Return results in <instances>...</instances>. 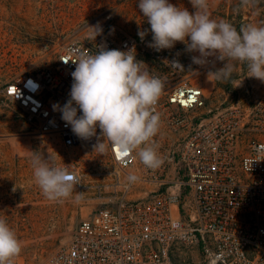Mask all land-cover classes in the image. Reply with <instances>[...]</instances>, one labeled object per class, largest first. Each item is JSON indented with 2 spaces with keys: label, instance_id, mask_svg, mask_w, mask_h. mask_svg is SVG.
Segmentation results:
<instances>
[{
  "label": "built area",
  "instance_id": "obj_1",
  "mask_svg": "<svg viewBox=\"0 0 264 264\" xmlns=\"http://www.w3.org/2000/svg\"><path fill=\"white\" fill-rule=\"evenodd\" d=\"M107 20L95 40L89 31L57 47L52 59L7 83L2 95L39 134L56 135L85 153L101 151L94 149L98 138L103 142L99 128L89 140L78 138L54 105L70 99L81 53L94 54L98 45L134 46L136 59L165 81L154 137L163 163L147 168L136 152L122 158L105 141L103 172L68 166L86 191L89 211L43 264H264V82L247 77L246 69L224 92V102L213 106L205 86L222 61L209 57L201 66L192 62L199 53L158 52L148 46L150 36L104 32ZM129 175L138 179L130 182Z\"/></svg>",
  "mask_w": 264,
  "mask_h": 264
},
{
  "label": "rangeland",
  "instance_id": "obj_2",
  "mask_svg": "<svg viewBox=\"0 0 264 264\" xmlns=\"http://www.w3.org/2000/svg\"><path fill=\"white\" fill-rule=\"evenodd\" d=\"M194 13L190 0H169ZM138 0H0V219L6 220L22 242V250L13 264H43L61 246L67 244L88 208L78 186L71 196L48 200L33 177L32 151L55 158L58 166L76 165L85 173L105 170L104 151L85 153L78 147H66L56 135L39 134L33 122L16 105L7 101L4 86L28 69L52 59L53 51L71 40L85 37L84 25H104L119 37L138 35L150 25L137 7ZM212 19L230 22L236 29L249 24L264 26V0H207ZM172 49L186 51L177 42ZM222 61L215 68L224 66ZM235 70L229 81L208 76L209 103L224 102V92L247 65L233 61ZM214 70V71H215ZM224 105L226 103H223ZM15 189V190H14Z\"/></svg>",
  "mask_w": 264,
  "mask_h": 264
},
{
  "label": "clouds",
  "instance_id": "obj_3",
  "mask_svg": "<svg viewBox=\"0 0 264 264\" xmlns=\"http://www.w3.org/2000/svg\"><path fill=\"white\" fill-rule=\"evenodd\" d=\"M190 3L194 13L169 0H138L137 7L152 34L148 46L159 52L181 42L187 52L199 53L192 57L197 65H207L209 57L225 61L223 67L208 73L218 81L231 79L235 70L232 62L237 61L247 65V77L264 82V26L249 24L238 31L230 22L212 19L207 0ZM84 27L91 29L93 40L103 31L99 24ZM147 31L138 35L143 39ZM74 63L70 99L62 107L54 105L66 125L82 140L91 139L99 128L103 142L98 138L95 150L103 151L107 141L109 147L118 149L120 157L136 152L144 166L159 168L163 160L154 142L160 125L155 106L165 81L136 59L134 46L122 51L98 45L94 54L81 53ZM167 63L182 69L178 61ZM30 163L34 180L48 200L60 201L72 195L78 181L68 165L58 166L54 157L36 151H32ZM127 179L135 182L138 178L129 175ZM21 250L15 231L0 219V264H13Z\"/></svg>",
  "mask_w": 264,
  "mask_h": 264
}]
</instances>
